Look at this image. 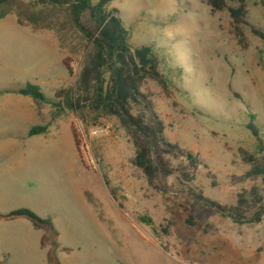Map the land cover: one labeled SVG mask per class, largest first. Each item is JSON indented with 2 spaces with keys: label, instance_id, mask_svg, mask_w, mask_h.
Masks as SVG:
<instances>
[{
  "label": "rangeland",
  "instance_id": "374dc122",
  "mask_svg": "<svg viewBox=\"0 0 264 264\" xmlns=\"http://www.w3.org/2000/svg\"><path fill=\"white\" fill-rule=\"evenodd\" d=\"M246 6V21L264 30L260 1ZM10 7L0 20L19 24L20 16L23 24L0 28V89L32 83L57 105L39 104L47 131L28 143L30 164L20 183V208L53 223L55 231L41 226L53 264H264V222L235 224L191 194L231 205L250 185L238 150L258 146L248 115L264 142V42L243 26L246 41L239 43L228 10L213 11L206 0L110 2L132 46L151 45L168 81V93L154 81L143 87L166 138L208 166L191 182L175 173L155 189L134 167L131 136L117 118L68 109L55 97L74 84L91 47L66 8L42 0H11ZM188 210L195 228L186 224ZM34 264H45L41 254Z\"/></svg>",
  "mask_w": 264,
  "mask_h": 264
},
{
  "label": "trees",
  "instance_id": "16d2710c",
  "mask_svg": "<svg viewBox=\"0 0 264 264\" xmlns=\"http://www.w3.org/2000/svg\"><path fill=\"white\" fill-rule=\"evenodd\" d=\"M42 1L54 7L66 8L70 24L91 45L74 84L58 90L55 93L56 99L63 101L68 109L77 112L90 110L117 118L131 136L135 148L132 160L134 167L143 173L147 182L155 189L161 188L162 178L175 173H178L181 180L191 182L200 167L208 169L197 155L166 138L163 121L143 87L147 81H154L168 93V81L158 71V59L151 45L132 46L129 32L118 10L109 7L112 0ZM259 1L264 8V0ZM10 2L11 0H0V19L13 12ZM206 2L213 11L228 10L239 43L245 45L246 41L243 26L248 27L254 37L264 42V30L251 25L245 19L246 0ZM228 2L235 3V6H228ZM85 15L87 17L84 23ZM18 20L19 24H23L20 16ZM32 24L37 26L33 21ZM64 64L70 76L73 75L66 61ZM2 93H17L31 97L38 104L49 103L57 106L45 97L38 85L32 83H26L16 90H0V94ZM248 118L250 120L246 128L256 138L258 146L254 152L239 148L238 154L242 163L249 166L242 179L250 182V185L240 188L235 194V203L231 205H222L206 197L202 191H191L201 207L214 211L235 224L264 222V142L255 123V116L248 115ZM46 131V125H39L32 127L29 135ZM173 160H178L179 163L174 165ZM8 216H25L36 228L46 225L55 231L50 219L41 218L27 208L14 210ZM186 224L190 228L197 227L191 210H188Z\"/></svg>",
  "mask_w": 264,
  "mask_h": 264
},
{
  "label": "crops",
  "instance_id": "0c3cea01",
  "mask_svg": "<svg viewBox=\"0 0 264 264\" xmlns=\"http://www.w3.org/2000/svg\"><path fill=\"white\" fill-rule=\"evenodd\" d=\"M0 28L13 31L19 24L0 20ZM40 108L29 96L0 94V264H34L38 254L43 263L53 264L45 230L36 228L25 216H8L23 204L20 183L26 179L30 164L28 143L46 134L29 135L32 127L45 123Z\"/></svg>",
  "mask_w": 264,
  "mask_h": 264
}]
</instances>
